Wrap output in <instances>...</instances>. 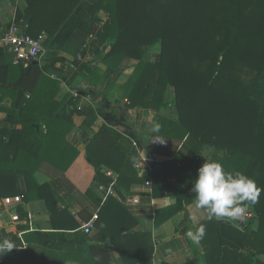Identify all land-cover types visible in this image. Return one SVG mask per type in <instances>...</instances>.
Instances as JSON below:
<instances>
[{
	"label": "trees",
	"instance_id": "1",
	"mask_svg": "<svg viewBox=\"0 0 264 264\" xmlns=\"http://www.w3.org/2000/svg\"><path fill=\"white\" fill-rule=\"evenodd\" d=\"M82 1L92 7L78 32L84 45L90 36L94 40L81 56L88 48L106 70L101 73L90 62L62 53L36 65H9L0 83V113L7 124L0 128V198L20 196L32 212L49 215L50 232L37 231L24 239L36 237L44 264H59L60 254L54 251L75 245L74 253L83 256H77L82 257L80 264H110L104 247L95 250L88 239L78 237L79 224L66 210L55 208L49 185L37 184L33 174L55 171L65 178L80 155L66 139L72 117L83 115L87 126L96 119L94 108L99 105L83 103L78 111L70 94L59 96L58 81L79 76L89 84L79 92L93 97L92 89L131 58L137 63L112 94L126 110H152L155 131L149 143L142 144L126 123L117 125L142 153L168 157L153 162L151 174H160L165 181L174 177L180 188L174 207L156 211L155 225L179 211L184 212V222L189 220L186 206L194 202L190 190L197 170L205 160H216L227 172L249 176L260 189L255 202H244L256 216L257 228L252 229L255 219L239 229L206 214L198 226L205 229L200 242L206 264H264V0H17L13 21L21 28L27 24L23 31L32 37L44 33L49 45ZM100 12L107 20L97 28ZM151 49L158 51L155 61L146 59ZM164 141L172 153L162 147ZM129 142L105 125L92 133L84 159L94 171V188L110 184L105 168L117 174L119 189L145 180L137 177L136 149ZM205 147L213 149L208 159L200 158ZM17 176L24 177L27 191L17 190ZM155 189L153 182L156 198ZM136 224L123 205L109 197L98 212L95 229L104 243L115 244L125 264H151L149 237L136 232ZM51 255L55 260L48 262ZM26 264L41 263L31 259Z\"/></svg>",
	"mask_w": 264,
	"mask_h": 264
},
{
	"label": "crops",
	"instance_id": "2",
	"mask_svg": "<svg viewBox=\"0 0 264 264\" xmlns=\"http://www.w3.org/2000/svg\"><path fill=\"white\" fill-rule=\"evenodd\" d=\"M17 0H0V31L9 28L15 15ZM92 5L88 1H82L73 11L69 19L60 28L56 37L49 45H44V50L37 61L38 63L46 58L55 57L62 53L76 57L81 62H90V67H97L101 73L106 70V65L100 60L94 61L92 53L86 49L84 56L81 52L86 45H89L94 39L90 36L86 39V45L83 44L81 32H78V27L82 22L87 20ZM100 23L97 28H100L107 20V15L103 12L98 14ZM27 25V24H26ZM26 25L22 28H26ZM47 39V37H46ZM46 42V41H45ZM158 51L151 49L147 51L149 61L157 59ZM137 63L131 58L124 59L118 68L110 75L106 76L107 81L102 85L92 89L94 96L92 97L93 105H99L101 109L94 108L96 119L91 126L85 125V117L75 114L72 117V129L68 133L67 141L77 149L79 156L72 163L70 168L65 173V178L60 177L55 171L46 174L43 171H37L33 174V178L37 184H48L55 200V208L57 210H66L73 219L79 224V230L76 232L78 237H84L95 245V250L105 248L107 258L110 264H125L120 252L115 244L110 242L104 243L98 237V230L95 229V223L90 234H85L82 230L84 224L96 215L100 208L109 197L115 198L120 202L125 210L137 221L134 230L147 235V246L151 247V264H185L189 261H195L194 264H206L205 249L202 243L194 242L186 236V233L191 230L196 231L200 223L206 218L204 210L197 209L194 202L186 206V212L189 220L184 222V212L179 211L172 215L167 220L155 225V213L157 210L172 208L177 203V194L180 188L175 184L174 177H167L160 174H151V171L137 169V160L140 156H148L137 149L136 143L123 134L124 128L117 125L123 121L133 131L135 137L141 140L142 144H148L151 140L152 133L155 131L154 116L152 110L149 109H125L119 104L117 96L112 94L119 85L125 81L132 66ZM9 65H17L12 57L0 49V83L6 78V70ZM26 66V65H24ZM60 95L69 94L72 90H85L89 88V84L84 82L79 76H74L68 81H58ZM170 93V92H168ZM167 93V95H168ZM168 100L170 99L167 97ZM2 105L7 106L8 102H3ZM5 115L0 113V128H6L7 124L4 121ZM103 125L114 128L118 133L125 136L129 141V145L135 147L136 155L134 158V169L137 171V177L145 180L141 183L133 184L129 188H117V174L110 169L113 175L105 176L110 180L107 187L98 186L94 188L93 177L94 171L84 159V147L91 138L92 133L96 132ZM176 142L174 141L173 144ZM162 147L170 146L169 142H163ZM180 146V145H179ZM153 162L163 161L156 155L153 156ZM152 165V163H151ZM152 169V167H151ZM150 182V185H146ZM153 182L156 185V193L158 197H153ZM17 190L20 192L27 191V183L23 176H17L15 182ZM109 189L113 190L110 194ZM185 189V187H184ZM89 190L90 196L86 195ZM117 190L123 197V201L116 195ZM137 200L134 203L133 200ZM39 209V208H38ZM192 216L197 217V221L191 219ZM49 215L45 212H32L28 204H23L20 196L0 198V239L12 237L15 238L14 243H20L11 252L7 254L0 253V264H26L32 259V262L45 263L43 259V250L38 249L39 245L36 237H29V241L24 239V236L37 231L50 232L48 229ZM220 221L230 222V219H221ZM96 222V221H95ZM118 226L120 225L117 223ZM122 226V225H121ZM67 234V233H66ZM10 235V236H7ZM73 236H68L70 240ZM57 241H63L55 239ZM121 243L118 245V247ZM74 247L71 250L62 248L61 251H54L60 254L61 261L59 264H80L79 258L83 256L80 253H74ZM38 249V250H37ZM47 250V249H46ZM82 256V257H77ZM54 256L47 261H54ZM99 261H101L99 259ZM103 262V261H102ZM90 264H93L90 261Z\"/></svg>",
	"mask_w": 264,
	"mask_h": 264
},
{
	"label": "clouds",
	"instance_id": "3",
	"mask_svg": "<svg viewBox=\"0 0 264 264\" xmlns=\"http://www.w3.org/2000/svg\"><path fill=\"white\" fill-rule=\"evenodd\" d=\"M194 193V204L204 210L209 219H238L246 213L245 201L255 202L260 189L249 176L240 171L227 172L222 163L207 161L197 170V178L190 190ZM197 221L196 216H192ZM205 235L201 225L195 232L189 230L186 236L199 243ZM16 248L9 238L0 239V253L7 254Z\"/></svg>",
	"mask_w": 264,
	"mask_h": 264
},
{
	"label": "built area",
	"instance_id": "4",
	"mask_svg": "<svg viewBox=\"0 0 264 264\" xmlns=\"http://www.w3.org/2000/svg\"><path fill=\"white\" fill-rule=\"evenodd\" d=\"M45 41L46 35L44 33L32 37L24 33L23 29L14 21H12L8 29L0 31V49L9 54L15 64L28 65L34 61H38L43 53ZM69 94L73 100L78 102L76 107L78 111L81 110L83 103L93 106L91 96L86 94L83 95L79 90H72ZM153 159V156H140L136 163L137 169L139 171H150L151 163L154 161ZM105 174L108 177L113 175L111 171H106ZM145 184L149 186L150 182H146ZM108 192L110 194L114 193L112 189H109ZM133 201L134 203L137 202L135 199ZM244 206L246 208V213L243 216L235 220L230 219L231 223L239 229L250 225L251 222L256 219L252 210L248 206ZM97 218L98 217L94 215L88 223L83 225L82 230L85 234H90Z\"/></svg>",
	"mask_w": 264,
	"mask_h": 264
},
{
	"label": "rangeland",
	"instance_id": "5",
	"mask_svg": "<svg viewBox=\"0 0 264 264\" xmlns=\"http://www.w3.org/2000/svg\"><path fill=\"white\" fill-rule=\"evenodd\" d=\"M167 97H169V99H170V93H168V95H167ZM163 113H167V115L170 117H174L175 116V114L173 113V112H163ZM173 144V143H172ZM174 145V144H173ZM164 149L168 152V153H172L173 152V148L171 147V146H169L168 148H165L164 147ZM179 149V148H178ZM213 152V149L212 148H209V147H205L202 151H201V157L200 158H206V159H208L209 158V156H210V154ZM250 208V207H249ZM251 209V208H250ZM255 224L254 225H252V229H256L257 228V220L255 219V222H254ZM243 228V227H242ZM246 249V251H248V248L246 247L245 248ZM261 258L263 259V256H261Z\"/></svg>",
	"mask_w": 264,
	"mask_h": 264
},
{
	"label": "water",
	"instance_id": "6",
	"mask_svg": "<svg viewBox=\"0 0 264 264\" xmlns=\"http://www.w3.org/2000/svg\"><path fill=\"white\" fill-rule=\"evenodd\" d=\"M32 64L33 65H36V64H38V62L37 61H34V62H32ZM115 193L123 201V197L121 196V194L117 190H115Z\"/></svg>",
	"mask_w": 264,
	"mask_h": 264
}]
</instances>
